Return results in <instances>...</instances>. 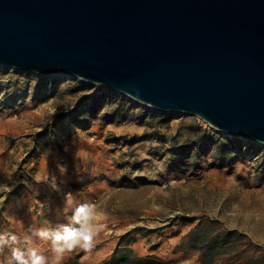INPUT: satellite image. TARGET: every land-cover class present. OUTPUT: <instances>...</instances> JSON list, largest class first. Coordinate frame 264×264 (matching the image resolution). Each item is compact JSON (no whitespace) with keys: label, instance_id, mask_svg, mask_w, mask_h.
<instances>
[{"label":"rangeland","instance_id":"rangeland-1","mask_svg":"<svg viewBox=\"0 0 264 264\" xmlns=\"http://www.w3.org/2000/svg\"><path fill=\"white\" fill-rule=\"evenodd\" d=\"M1 153L12 163L0 171V264H17L14 248L53 264L52 241L36 233L79 227V206L62 209L57 197L32 191L44 184L33 174L42 158L68 172L70 202L79 185L111 188L78 193L96 199L98 230L88 251H65L60 264H104L123 249L132 250L123 264H264V145L197 116L0 65ZM213 237L223 243L208 248Z\"/></svg>","mask_w":264,"mask_h":264},{"label":"water","instance_id":"water-1","mask_svg":"<svg viewBox=\"0 0 264 264\" xmlns=\"http://www.w3.org/2000/svg\"><path fill=\"white\" fill-rule=\"evenodd\" d=\"M0 65L264 145V0H0Z\"/></svg>","mask_w":264,"mask_h":264},{"label":"clouds","instance_id":"clouds-1","mask_svg":"<svg viewBox=\"0 0 264 264\" xmlns=\"http://www.w3.org/2000/svg\"><path fill=\"white\" fill-rule=\"evenodd\" d=\"M93 205L82 204L77 207L73 213V221L79 227L65 226L63 233L52 232L49 230H40L36 234L41 239H50L53 244V250L56 253L53 264H60L65 251H72L76 247H81L88 251L92 247V242L98 226H94L92 221L96 217ZM15 241V237H12ZM12 259L17 264H46V259L43 256L37 255L33 250L28 258H25L24 253L19 249H12ZM184 264H190V261H185Z\"/></svg>","mask_w":264,"mask_h":264},{"label":"crops","instance_id":"crops-1","mask_svg":"<svg viewBox=\"0 0 264 264\" xmlns=\"http://www.w3.org/2000/svg\"><path fill=\"white\" fill-rule=\"evenodd\" d=\"M11 158H12V155L2 154V153L0 154V171H3V172L8 171V165H10V163H12ZM22 158H24V157L21 156L20 160H22ZM46 158H47V156H46ZM48 160L52 161V160H54V158H48ZM15 161H18V160H15ZM45 161H46V159L42 158L40 161L39 169L33 173L35 175L34 181H40L41 180L42 182H44V184H37V182L33 183L35 190L32 189V191H35L36 193L40 194L41 190L43 189L42 192L47 193L46 194L47 197L44 199H48V197H50L51 202L53 201L52 197H57V200H58V202H60L62 209L69 210L70 205L73 206L74 208H75V206H80L82 204L92 205L93 204L92 201L95 198L79 197L78 196L79 192L87 191L88 188H93L95 193L97 195H100V196L103 195L104 192L111 190V188L108 185H105V186L99 185V187H96V181L92 182L90 184L88 183L87 186L79 185L78 189H76V191L74 192L75 197H73V198H76V199L72 198V202H70L71 198L66 197V194H69V192H67V189L69 188L68 187L69 186V174H68V172L67 171L63 172V171L57 169V167H55L53 164L50 166V165L46 164ZM24 165L28 166V164H24ZM0 174L2 175L1 172H0ZM80 175H78V176H80ZM78 180L79 179L77 177V181ZM56 190H57V192H56ZM102 202H103V200L101 201V204H102ZM52 231H54V230H52ZM54 232H56V231H54Z\"/></svg>","mask_w":264,"mask_h":264},{"label":"trees","instance_id":"trees-1","mask_svg":"<svg viewBox=\"0 0 264 264\" xmlns=\"http://www.w3.org/2000/svg\"><path fill=\"white\" fill-rule=\"evenodd\" d=\"M122 104H125V103H122ZM197 233H193L192 234V238L196 236ZM231 235H226L228 237V239H231ZM217 243H223V241L219 238V237H213V239L207 243H205L206 246L209 247H212L214 244H217ZM204 245V246H205ZM132 253V250H126V249H123V251H120V250H116L110 259H108L107 261L104 262V264H123L124 262H128V260H130V254ZM205 254V253H204ZM139 262H143V264H146L144 262L146 261H142L140 260Z\"/></svg>","mask_w":264,"mask_h":264}]
</instances>
